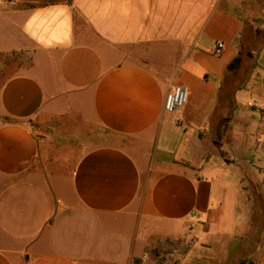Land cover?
Returning <instances> with one entry per match:
<instances>
[{
  "label": "crops",
  "instance_id": "obj_1",
  "mask_svg": "<svg viewBox=\"0 0 264 264\" xmlns=\"http://www.w3.org/2000/svg\"><path fill=\"white\" fill-rule=\"evenodd\" d=\"M13 2L0 4V264H138L183 233L207 248L246 231L247 185L264 192V50H243L264 0ZM241 54L257 67L234 95L252 97L215 118ZM173 84L189 96L167 112Z\"/></svg>",
  "mask_w": 264,
  "mask_h": 264
},
{
  "label": "rangeland",
  "instance_id": "obj_2",
  "mask_svg": "<svg viewBox=\"0 0 264 264\" xmlns=\"http://www.w3.org/2000/svg\"><path fill=\"white\" fill-rule=\"evenodd\" d=\"M13 1H16L15 5L18 3V0H0V4L4 3L11 6L14 5ZM23 1L27 4H37L46 0H22V2ZM244 46L243 51L245 53L250 51L251 55H254L255 58L259 51L264 50V30H261L256 35L252 30H246ZM10 55L13 56L12 54ZM9 57V55L4 53L0 54V82L5 75L10 72L8 67L11 65L12 61ZM254 62L249 59H243L236 76V83L231 87L230 94H226L227 91H225L223 87L219 95L215 118H218L221 112L227 114L230 118L233 117L237 111L241 112L240 110L235 111L236 103L245 104L246 100L252 97L248 92H243V94H241L243 96L245 93L243 100H237L234 95V89L239 86L241 88L244 85L253 67H257V63ZM258 68L260 69L261 67ZM224 108L227 109L222 110ZM263 121L264 120L261 121V124ZM225 123V120L221 123L220 134L221 131L222 133L224 131ZM260 129L261 126L258 129L261 132ZM247 130L250 134H245L246 139L255 140L256 144L261 142L263 136H259V133H257L255 129L253 130L252 127H249ZM219 136L220 135L216 137V140ZM226 146L229 147V149L233 148L231 139H228ZM247 186L250 189L252 185ZM257 186L260 188L264 199L263 185ZM252 206L253 203H251V207ZM255 217L258 223L262 220L259 229L251 227L249 222V226L245 232H242L241 229H237L232 235L220 236L216 238L213 243H210V246L207 248L202 245L207 239L206 234L198 236L195 232L183 233L180 236L159 241L151 246L142 257L137 259V262L138 264H264V214L262 217L259 211L256 213Z\"/></svg>",
  "mask_w": 264,
  "mask_h": 264
},
{
  "label": "built area",
  "instance_id": "obj_3",
  "mask_svg": "<svg viewBox=\"0 0 264 264\" xmlns=\"http://www.w3.org/2000/svg\"><path fill=\"white\" fill-rule=\"evenodd\" d=\"M224 47V42L217 41L212 45V50L219 54ZM189 91L184 85L173 84L164 95L163 109L167 112H174L182 108L188 100Z\"/></svg>",
  "mask_w": 264,
  "mask_h": 264
},
{
  "label": "trees",
  "instance_id": "obj_4",
  "mask_svg": "<svg viewBox=\"0 0 264 264\" xmlns=\"http://www.w3.org/2000/svg\"><path fill=\"white\" fill-rule=\"evenodd\" d=\"M250 53V51H247ZM242 54L237 55L227 66L229 70H232L234 75H236L239 71V68L242 63ZM251 188L249 189L248 195L252 199L253 206L251 207V219L250 226L254 229H259L262 224V220L258 223L257 218L255 217L256 213L260 211L262 217L264 214V199L261 193L260 188L256 184H251Z\"/></svg>",
  "mask_w": 264,
  "mask_h": 264
}]
</instances>
